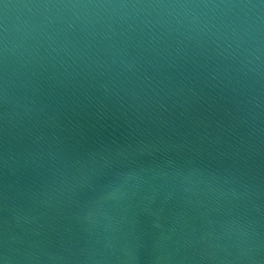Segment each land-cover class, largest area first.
Masks as SVG:
<instances>
[{"label":"water","instance_id":"water-1","mask_svg":"<svg viewBox=\"0 0 264 264\" xmlns=\"http://www.w3.org/2000/svg\"><path fill=\"white\" fill-rule=\"evenodd\" d=\"M4 264H264V0H0Z\"/></svg>","mask_w":264,"mask_h":264},{"label":"clouds","instance_id":"clouds-1","mask_svg":"<svg viewBox=\"0 0 264 264\" xmlns=\"http://www.w3.org/2000/svg\"><path fill=\"white\" fill-rule=\"evenodd\" d=\"M0 264H4V261L3 260H0Z\"/></svg>","mask_w":264,"mask_h":264}]
</instances>
